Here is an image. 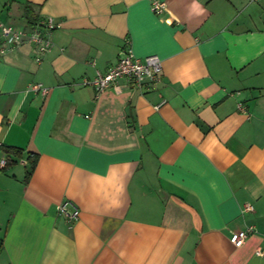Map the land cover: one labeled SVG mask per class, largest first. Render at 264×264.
Returning <instances> with one entry per match:
<instances>
[{"label":"crops","instance_id":"obj_1","mask_svg":"<svg viewBox=\"0 0 264 264\" xmlns=\"http://www.w3.org/2000/svg\"><path fill=\"white\" fill-rule=\"evenodd\" d=\"M163 1L0 0L17 30L27 5L62 22L41 62L0 28V264H264V0ZM129 43L153 90L83 84Z\"/></svg>","mask_w":264,"mask_h":264},{"label":"built area","instance_id":"obj_2","mask_svg":"<svg viewBox=\"0 0 264 264\" xmlns=\"http://www.w3.org/2000/svg\"><path fill=\"white\" fill-rule=\"evenodd\" d=\"M166 8V2L163 0H152V9L156 13H162ZM62 22L53 17L40 18L39 21L24 30H17L12 25L4 23L0 19V28L4 47L2 51L12 50L24 43H32L36 49V60L41 62L43 56L53 47L52 33L60 28ZM163 65L161 58L156 55H148L144 58L138 57L130 43L123 49L122 55L117 64L106 72H97L92 80L84 79L83 84H91L98 92H102L110 86L121 87L120 80L126 79L131 86H134L144 92L153 90L161 81ZM32 89L48 93V88L41 83L34 84ZM242 108V106L240 105ZM7 164L6 159H0V168ZM246 209H252L248 204ZM57 214L69 222L79 219V208L70 201L61 202L57 206ZM254 230L249 227L245 230H238L232 233L231 241L236 246H241L248 235ZM257 255L264 257V247L258 248Z\"/></svg>","mask_w":264,"mask_h":264},{"label":"trees","instance_id":"obj_3","mask_svg":"<svg viewBox=\"0 0 264 264\" xmlns=\"http://www.w3.org/2000/svg\"><path fill=\"white\" fill-rule=\"evenodd\" d=\"M26 11H27V16L28 18L30 19L29 20V25H34L36 24L40 18H35V19H32V16H33V9L31 6L27 5L26 7ZM16 150H13L12 152L16 155H20L21 154V150L20 149H17L15 148ZM28 159H29V162H28V169H27V174H26V179H28L30 177V175L32 174L34 168H35V165L37 163V160H38V157L37 156H34L33 154H29L28 155ZM13 160H8V165H11L13 162Z\"/></svg>","mask_w":264,"mask_h":264},{"label":"rangeland","instance_id":"obj_4","mask_svg":"<svg viewBox=\"0 0 264 264\" xmlns=\"http://www.w3.org/2000/svg\"><path fill=\"white\" fill-rule=\"evenodd\" d=\"M0 238H1V232H0Z\"/></svg>","mask_w":264,"mask_h":264}]
</instances>
